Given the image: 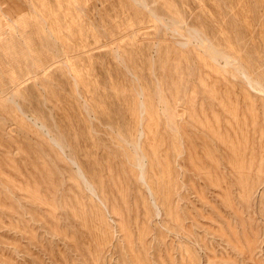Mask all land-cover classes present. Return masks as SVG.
<instances>
[{"label":"rangeland","instance_id":"374dc122","mask_svg":"<svg viewBox=\"0 0 264 264\" xmlns=\"http://www.w3.org/2000/svg\"><path fill=\"white\" fill-rule=\"evenodd\" d=\"M217 54L264 87V0H0V264H264V93Z\"/></svg>","mask_w":264,"mask_h":264},{"label":"bare ground","instance_id":"6f19581e","mask_svg":"<svg viewBox=\"0 0 264 264\" xmlns=\"http://www.w3.org/2000/svg\"><path fill=\"white\" fill-rule=\"evenodd\" d=\"M198 36V35H197ZM200 39V38H199ZM198 39V40H199ZM202 43V42H201ZM199 44V43H198ZM197 44V45H198ZM203 44V43H202ZM207 44V43H206ZM199 48H201L205 54H208L210 56L211 59H213L214 55H212L209 51V49L203 45V46H199ZM202 51V53H203ZM215 52V51H214ZM218 58H220L221 60L225 61V66L222 67V70L225 71L226 73H230L232 76L236 77V78H239L241 80H243L246 84H249V85H253L254 87L256 86L261 92L264 93V87L261 86L259 83L255 82L252 78H249L247 76V73L246 75L244 73H242V71L240 72L238 67H236L235 65H233L232 63H230L229 61H227L224 57H222L221 54H217L216 55ZM219 59V60H220ZM229 60V59H228ZM214 61V60H213ZM236 64V63H235ZM242 68V67H241ZM236 80V79H235ZM182 145V144H181ZM142 157V156H141ZM138 159V158H137ZM141 161V160H140ZM142 162V161H141ZM137 164V163H136ZM152 199V198H151Z\"/></svg>","mask_w":264,"mask_h":264}]
</instances>
